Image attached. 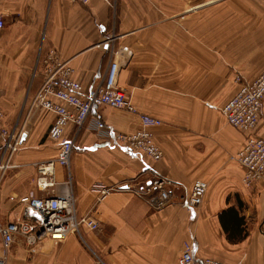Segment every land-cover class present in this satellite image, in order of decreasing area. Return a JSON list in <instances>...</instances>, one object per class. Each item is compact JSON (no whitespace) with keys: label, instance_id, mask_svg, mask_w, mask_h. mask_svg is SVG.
Returning a JSON list of instances; mask_svg holds the SVG:
<instances>
[{"label":"crops","instance_id":"crops-1","mask_svg":"<svg viewBox=\"0 0 264 264\" xmlns=\"http://www.w3.org/2000/svg\"><path fill=\"white\" fill-rule=\"evenodd\" d=\"M0 14L3 122L29 125L0 182L2 221L20 218V197L41 194L36 163L56 154L46 134L53 114H27L51 51L89 87L107 77L111 51L127 46L116 83L137 113L99 106L90 118L130 132L141 126L140 113L157 117L150 131L162 150L154 161L99 140L88 120L78 130L68 124L73 150L68 167H55L58 190L67 185L78 214L98 227L44 239L32 251L17 234L6 264H175L184 241L198 258L264 264V177L243 183L233 157L245 136L220 112L242 79L264 70V0H0ZM252 134L264 138V98ZM154 176L171 181L170 202L160 209L135 192ZM195 179L207 189L190 208ZM97 185L110 188L100 199Z\"/></svg>","mask_w":264,"mask_h":264},{"label":"built area","instance_id":"built-area-1","mask_svg":"<svg viewBox=\"0 0 264 264\" xmlns=\"http://www.w3.org/2000/svg\"><path fill=\"white\" fill-rule=\"evenodd\" d=\"M87 3L90 0H72ZM3 19L0 14V29ZM108 45V44H107ZM113 60L104 80L86 87L72 77L73 68L64 60L49 52L41 61L42 79L35 93L27 103V114L35 110H45L53 114L48 128L47 138L56 145L53 158L36 163L34 185L40 195L32 191L19 198L22 205L18 220L0 224V264H6V252L17 234H20L33 247L44 239L54 242L63 240L68 234L78 232L81 226L96 229L98 223L88 214H78L75 199L67 188L58 190L55 167H68L73 150V138L64 137L68 124L78 130L88 120L90 129L99 140H107L125 146L129 150L140 152L152 160L162 157L161 148L154 142L150 127L159 125L157 117L140 113L141 126L130 132H117L109 128L104 121L92 115L93 108L108 106L137 113L125 90L116 83V72L121 58L127 59L129 49L122 46L111 51ZM118 58L120 60H118ZM264 98V71L253 80H241L238 90L221 106L220 112L226 122L244 133V143L233 159L244 168L242 181L251 185L264 177V138L252 134L257 125L262 100ZM0 109V180L11 166L19 150L25 131L8 128L3 122ZM67 183V181H66ZM171 181L154 176L143 182L136 193L148 198L149 205L160 209L171 199L169 186ZM110 188L97 185L100 199ZM207 189V183L195 179L187 196V206L194 207L201 203ZM98 264V263H97ZM175 264H230L213 258H198L193 251V243L184 241ZM231 264H244L238 261Z\"/></svg>","mask_w":264,"mask_h":264},{"label":"rangeland","instance_id":"rangeland-1","mask_svg":"<svg viewBox=\"0 0 264 264\" xmlns=\"http://www.w3.org/2000/svg\"><path fill=\"white\" fill-rule=\"evenodd\" d=\"M36 111V110H35ZM6 127H8V128H15L18 132L21 130V131H27L28 129H29V125L27 124V125H24V124H16V125H6ZM47 132H48V130H47ZM47 132H46V134H47ZM21 146V145H20ZM20 148V147H19ZM18 153V152H17ZM16 153V154H17ZM3 180V178L0 180V182ZM4 213H5V211H4ZM4 213H1L0 212V219L1 218H3V214ZM5 215V214H4ZM5 222H7V221H2V219L0 220V224H3V223H5ZM10 248V247H9ZM7 255V254H6ZM6 262H8V258H7V256H6Z\"/></svg>","mask_w":264,"mask_h":264},{"label":"bare ground","instance_id":"bare-ground-1","mask_svg":"<svg viewBox=\"0 0 264 264\" xmlns=\"http://www.w3.org/2000/svg\"><path fill=\"white\" fill-rule=\"evenodd\" d=\"M264 71V70H263ZM154 161H156V160H154ZM64 188H67V185H66V187H64ZM68 189V188H67ZM21 212H22V208H21Z\"/></svg>","mask_w":264,"mask_h":264},{"label":"water","instance_id":"water-1","mask_svg":"<svg viewBox=\"0 0 264 264\" xmlns=\"http://www.w3.org/2000/svg\"><path fill=\"white\" fill-rule=\"evenodd\" d=\"M24 136V134L22 135V137Z\"/></svg>","mask_w":264,"mask_h":264}]
</instances>
